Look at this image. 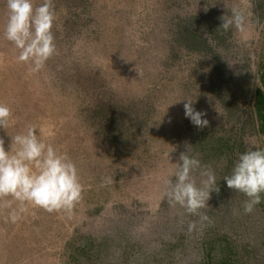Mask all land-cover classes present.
<instances>
[{"label":"rangeland","instance_id":"obj_1","mask_svg":"<svg viewBox=\"0 0 264 264\" xmlns=\"http://www.w3.org/2000/svg\"><path fill=\"white\" fill-rule=\"evenodd\" d=\"M53 3L57 52L30 75L4 38L7 7L0 0V102L12 109V134L30 124L45 127L50 142L77 164L85 191L71 218L34 208L12 224L0 213V264H78L72 256L86 235L101 252L84 264H201L202 243L224 235L237 264H264V196L246 214L247 198L223 179L240 154L264 149V134L247 124L242 151L208 158L191 151L217 178L220 191L201 210L212 224L198 223L189 232L199 217L163 198V179L198 129L181 99H195L193 107L206 112V127L218 132L248 119L250 95L242 90L259 84L255 77L264 64V0ZM242 3L247 30L219 28L220 17L230 14L226 5ZM191 22L209 47L187 45ZM218 75L230 85L228 93L214 85ZM0 137L9 149V132L0 129ZM109 176L113 183L102 187ZM195 176L199 182V172Z\"/></svg>","mask_w":264,"mask_h":264},{"label":"clouds","instance_id":"obj_2","mask_svg":"<svg viewBox=\"0 0 264 264\" xmlns=\"http://www.w3.org/2000/svg\"><path fill=\"white\" fill-rule=\"evenodd\" d=\"M6 7L4 38L18 50L16 59L28 65V73L37 74L57 52L53 0H42L39 5H34L33 0H6ZM226 7L230 14L220 17L222 23L219 28L245 32L248 19L246 5ZM136 70L142 75L139 68ZM181 100L187 101L184 104L185 116L195 126L200 129L208 126L209 121L202 119L206 112L193 107L195 99ZM12 114V109L0 102V129L11 135V145L7 150L4 139L0 137V213L4 214L5 223L21 222L34 208L71 218L85 191L77 164L50 142L42 124H30L25 131L12 134ZM191 151L188 145L187 151L180 153L169 176L163 179V198L168 204L172 207L179 205L188 214L199 217L198 221L189 224V232L194 231L198 223L200 227L213 223L212 218L201 210L208 207L212 192L220 191L214 171L210 166H202L197 156L190 155ZM197 172L199 182L195 176ZM223 179L230 189L245 195L247 199L243 209L246 214L251 213L264 194V149L256 148L240 154L231 174ZM111 183L113 178L109 176L102 179L101 186Z\"/></svg>","mask_w":264,"mask_h":264},{"label":"trees","instance_id":"obj_3","mask_svg":"<svg viewBox=\"0 0 264 264\" xmlns=\"http://www.w3.org/2000/svg\"><path fill=\"white\" fill-rule=\"evenodd\" d=\"M184 35V38L189 40L187 44L189 47L199 48L200 42H204L207 47L210 46L207 40H204L198 35L192 22L184 32ZM255 78L258 79L259 84L249 88V90H242L244 95H250L251 101L248 119L242 122L239 127L240 130H238L239 128H232L231 131L218 132V130L213 127L198 128L191 140L192 152L200 151L204 157L208 158L212 154L218 155L220 153H227L232 155L235 152L242 151L244 144L241 130L243 131L247 124L255 132L264 134V64L259 66ZM223 84L224 87L220 88ZM214 85L226 93H228L227 91L231 88L230 85L224 82L223 76L220 77L219 75L216 77ZM220 96L222 97L223 103L234 106L230 99L224 98L226 95ZM229 111L232 113V109H229ZM261 195L264 196V194ZM96 246L97 244L94 237L89 235L84 236L82 242L77 246L76 252L72 256L73 260L78 264H84L86 259H91L93 257V254H99L101 252V247L97 246L96 248ZM202 249L204 256L200 261L201 264H237L233 258L234 252L236 251L235 247L232 241L225 235L206 240L202 243Z\"/></svg>","mask_w":264,"mask_h":264}]
</instances>
